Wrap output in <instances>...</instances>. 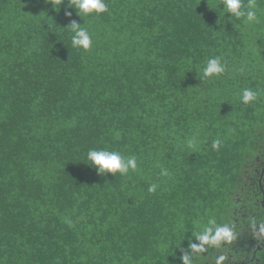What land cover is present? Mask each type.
<instances>
[{
    "label": "trees",
    "instance_id": "1",
    "mask_svg": "<svg viewBox=\"0 0 264 264\" xmlns=\"http://www.w3.org/2000/svg\"><path fill=\"white\" fill-rule=\"evenodd\" d=\"M49 2L0 0V264H183L212 218L236 239L194 264H264V0L254 25L222 0H104L83 20ZM215 56L226 73L201 81ZM101 149L137 169L98 176Z\"/></svg>",
    "mask_w": 264,
    "mask_h": 264
},
{
    "label": "clouds",
    "instance_id": "2",
    "mask_svg": "<svg viewBox=\"0 0 264 264\" xmlns=\"http://www.w3.org/2000/svg\"><path fill=\"white\" fill-rule=\"evenodd\" d=\"M46 3H51L49 0H45ZM64 0H60V4ZM52 4V3H51ZM59 4V5H60ZM68 7L75 11V14L82 19L90 15H99L108 11L107 4L104 0H67ZM223 5V16L225 13L231 14V19L235 18L240 20L243 18V22L248 25H254L260 23V18L257 14V8L255 0H249L247 7L243 6L242 0H222L221 3L216 5ZM66 16H71L72 12H66ZM83 20V19H82ZM69 31L71 32V45L73 48L88 51L92 48L93 39L89 34L87 28L82 27L76 21H72L69 25ZM197 76L200 80L206 78L219 77L226 73V65L222 62L220 56L209 58L205 66L199 71L196 70ZM258 93L245 88L240 95V102L242 104H250L257 99ZM195 138L187 141V146L190 148L196 147ZM220 140L212 142V147L218 149L220 146ZM86 159L88 163L85 165L94 168L98 176L104 177L106 174L119 173L121 176H127L130 171L137 169V160L135 156L125 158L119 152L108 151L106 149L101 150H89L87 152ZM161 176H168L167 169L161 168ZM157 188L156 184L149 185L148 191L155 192ZM66 223L71 225V221L67 220ZM201 230L197 233V241L199 243L191 244V252H185L181 256L183 264H194V260L198 254L207 251L205 245L220 247L223 244L231 243L236 239L235 233L228 225H218L214 218L209 219L202 227L198 225ZM169 246V245H168ZM224 257L218 258V264L223 261Z\"/></svg>",
    "mask_w": 264,
    "mask_h": 264
}]
</instances>
